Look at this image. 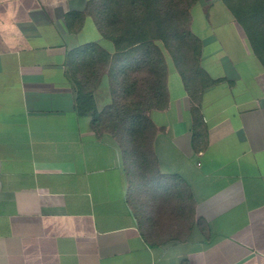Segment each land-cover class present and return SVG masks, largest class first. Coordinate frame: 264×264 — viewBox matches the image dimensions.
Returning a JSON list of instances; mask_svg holds the SVG:
<instances>
[{"label":"crops","instance_id":"0c3cea01","mask_svg":"<svg viewBox=\"0 0 264 264\" xmlns=\"http://www.w3.org/2000/svg\"><path fill=\"white\" fill-rule=\"evenodd\" d=\"M88 1L0 0V264H264V60L245 27L224 0L192 7L200 93L205 77L187 82L165 55L153 149L196 220L183 239L166 226L149 239L123 148L93 127L120 88ZM90 45L113 57L98 76Z\"/></svg>","mask_w":264,"mask_h":264},{"label":"trees","instance_id":"16d2710c","mask_svg":"<svg viewBox=\"0 0 264 264\" xmlns=\"http://www.w3.org/2000/svg\"><path fill=\"white\" fill-rule=\"evenodd\" d=\"M198 1L89 0L86 5L102 37L114 44L111 75L120 88L93 127L97 132L110 133L123 148L130 201L143 232L153 233L149 239L161 233L162 226L169 231L178 227L183 239L196 220L187 185L179 178L163 175L159 168L153 149L157 128L149 112L163 110L168 104L165 52L187 82L188 76L205 77L199 93L210 84L199 64L202 43L190 28L191 9ZM224 1L264 60V0ZM85 49L83 56L92 58L86 64L92 74L105 72L113 57L98 45ZM198 113L195 108L196 130L202 123Z\"/></svg>","mask_w":264,"mask_h":264},{"label":"rangeland","instance_id":"374dc122","mask_svg":"<svg viewBox=\"0 0 264 264\" xmlns=\"http://www.w3.org/2000/svg\"><path fill=\"white\" fill-rule=\"evenodd\" d=\"M165 53H166L165 55L168 57L169 55L167 54V52H165Z\"/></svg>","mask_w":264,"mask_h":264}]
</instances>
